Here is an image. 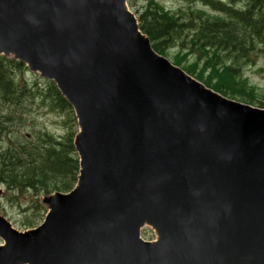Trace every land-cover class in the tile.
I'll return each instance as SVG.
<instances>
[{
  "label": "water",
  "instance_id": "water-1",
  "mask_svg": "<svg viewBox=\"0 0 264 264\" xmlns=\"http://www.w3.org/2000/svg\"><path fill=\"white\" fill-rule=\"evenodd\" d=\"M1 53L56 80L82 160L41 227L0 217V264H264L263 109L157 55L126 0H0Z\"/></svg>",
  "mask_w": 264,
  "mask_h": 264
},
{
  "label": "trees",
  "instance_id": "trees-1",
  "mask_svg": "<svg viewBox=\"0 0 264 264\" xmlns=\"http://www.w3.org/2000/svg\"><path fill=\"white\" fill-rule=\"evenodd\" d=\"M202 1L226 15L191 10L176 14L151 0L139 12L141 29L162 54L180 46L183 51L179 56L183 55L175 58L176 63L206 85L226 96L264 105L241 71V65L254 63L264 53V0ZM240 1L244 8L238 9L235 4ZM23 65L0 58V92L11 95L17 91L16 77L9 75L5 68L21 69ZM48 86V95L51 93L60 104L67 106L54 83ZM72 137L73 134L58 141L48 136L42 144L25 147L18 154L13 149V155L2 153L0 183L12 189L17 187L21 192L29 188L46 192L69 190L78 171Z\"/></svg>",
  "mask_w": 264,
  "mask_h": 264
},
{
  "label": "rangeland",
  "instance_id": "rangeland-1",
  "mask_svg": "<svg viewBox=\"0 0 264 264\" xmlns=\"http://www.w3.org/2000/svg\"><path fill=\"white\" fill-rule=\"evenodd\" d=\"M136 1V7L141 8L142 5L147 4V0H134ZM160 1V0H159ZM161 2L169 8L177 9L180 7L181 3L180 0H161ZM187 6V5H186ZM185 6V7H186ZM262 56V57H261ZM246 75L250 78V81L256 86L257 90H264V57L263 55H260V58H258L257 65L255 67H248L245 68ZM29 76L30 79L36 80L37 78L41 79L39 75L30 73ZM33 106L32 114L29 115L27 112H23V110L27 109L26 107ZM43 106L41 99L36 97L29 98L26 100L23 104L20 105V97L17 98L15 101V105H13V109L17 113V110L19 108H22L19 113H24L25 122L28 126L25 127V130L23 131L24 135L32 132L34 129L31 127H37V128H48L51 131L55 132L56 134L62 133L64 131H76L78 127L74 126L73 118L69 117L67 118L66 115H63L65 119H62L59 112L50 113L49 107H41ZM39 107V108H38ZM0 108L2 109V103H0ZM34 123V124H33ZM62 127H65V130L63 131ZM7 131H10L11 136H16L17 133H19V130L15 126H7ZM4 135V134H3ZM7 135V134H6ZM4 135L3 137H5ZM0 146H2V143H0ZM28 195H22L19 197H12V199H8L9 195L6 193V195L2 198L4 199L1 202V206L3 211L0 210V213H3L7 218H9L17 228L20 227V224H23L24 218L26 216L31 217L32 215H36L35 218L32 219V226H38L42 223L44 219V215L37 217V213L34 209H30L28 212L25 211L28 206H31L30 201L36 199V196L32 192H27ZM1 209V208H0ZM21 229V228H19ZM24 230V229H21ZM150 237H152L151 233H149ZM1 242V240H0Z\"/></svg>",
  "mask_w": 264,
  "mask_h": 264
}]
</instances>
